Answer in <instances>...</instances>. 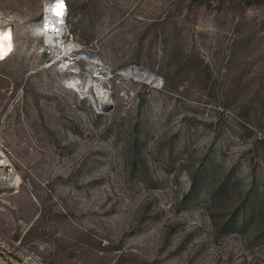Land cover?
<instances>
[{
  "label": "rangeland",
  "instance_id": "374dc122",
  "mask_svg": "<svg viewBox=\"0 0 264 264\" xmlns=\"http://www.w3.org/2000/svg\"><path fill=\"white\" fill-rule=\"evenodd\" d=\"M64 1L104 80L0 0V264H264V0Z\"/></svg>",
  "mask_w": 264,
  "mask_h": 264
},
{
  "label": "bare ground",
  "instance_id": "6f19581e",
  "mask_svg": "<svg viewBox=\"0 0 264 264\" xmlns=\"http://www.w3.org/2000/svg\"><path fill=\"white\" fill-rule=\"evenodd\" d=\"M45 5H46L44 11L45 16L42 22L43 28H41L42 36L46 38L47 45L49 43V45L51 46V50L55 55H57L61 60L63 58L69 59L68 57L73 53H75L77 49L71 43L64 44L61 42L62 34L64 33V26L61 24L60 15L61 13L64 12V7L66 8V3L64 0H46ZM12 50H13V41H12L11 29L2 30L0 28V61L6 59L11 54ZM89 54L88 53H79L78 55L74 54L75 58H73L71 61L70 60L64 61V64L62 60V63L60 65V71L68 72L69 74H73V75H80L82 73L79 69L78 62L84 61L85 63L88 64L90 73H93L92 78L100 81L104 80L105 76L103 74L101 75L99 72V70L102 69L101 67L102 64L100 59L98 58L99 59L98 61H94L93 59L87 60L86 57ZM135 69L138 68H128L126 69V71L130 72V71H134ZM144 72L146 74L152 75L146 71ZM157 81L158 79H156V77L153 75L152 81H150V83H156ZM2 163H4V161ZM14 174H13L12 183L18 180V177L14 176Z\"/></svg>",
  "mask_w": 264,
  "mask_h": 264
},
{
  "label": "built area",
  "instance_id": "2783aa9c",
  "mask_svg": "<svg viewBox=\"0 0 264 264\" xmlns=\"http://www.w3.org/2000/svg\"><path fill=\"white\" fill-rule=\"evenodd\" d=\"M45 13L43 12L42 19L44 18ZM65 16H66V8L64 7V12L61 13V24L65 28ZM59 24V23H58ZM64 33L62 34L63 38ZM61 38V40H62ZM44 45L46 46L47 43L44 42ZM4 146L0 144V150H3ZM4 161V163H2ZM14 169L12 167V164L8 161L6 155L2 152L0 153V188H6L10 187L12 184ZM16 264H43L40 262L37 258L31 256L30 254L26 253L25 256L22 258L21 262Z\"/></svg>",
  "mask_w": 264,
  "mask_h": 264
},
{
  "label": "water",
  "instance_id": "95a60500",
  "mask_svg": "<svg viewBox=\"0 0 264 264\" xmlns=\"http://www.w3.org/2000/svg\"><path fill=\"white\" fill-rule=\"evenodd\" d=\"M138 69H143L144 70V68H141V67H137Z\"/></svg>",
  "mask_w": 264,
  "mask_h": 264
}]
</instances>
